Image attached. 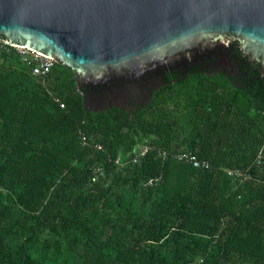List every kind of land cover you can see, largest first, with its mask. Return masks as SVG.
<instances>
[{
    "label": "trees",
    "instance_id": "1",
    "mask_svg": "<svg viewBox=\"0 0 264 264\" xmlns=\"http://www.w3.org/2000/svg\"><path fill=\"white\" fill-rule=\"evenodd\" d=\"M240 65L198 69L127 113L86 108L61 64L38 79L0 52V264H264V184L226 175L254 173L264 138ZM139 144L151 149L134 163ZM186 150L210 169L172 157Z\"/></svg>",
    "mask_w": 264,
    "mask_h": 264
},
{
    "label": "water",
    "instance_id": "2",
    "mask_svg": "<svg viewBox=\"0 0 264 264\" xmlns=\"http://www.w3.org/2000/svg\"><path fill=\"white\" fill-rule=\"evenodd\" d=\"M0 37L70 69L88 109L240 60L264 100V0H0Z\"/></svg>",
    "mask_w": 264,
    "mask_h": 264
},
{
    "label": "built area",
    "instance_id": "3",
    "mask_svg": "<svg viewBox=\"0 0 264 264\" xmlns=\"http://www.w3.org/2000/svg\"><path fill=\"white\" fill-rule=\"evenodd\" d=\"M0 52L4 53H13L17 56L23 66L29 70L30 75L34 78L44 79L50 71L55 66L56 62L53 61L51 58H47L41 54H38L29 48L20 47L16 45H12L9 43L4 42L3 39L0 37ZM58 101L57 99H55ZM60 107L62 108L63 105L61 104ZM80 140L82 146H87V139L86 137L80 133ZM146 142V141H144ZM97 149H101V146H97ZM151 149V146L148 144H139L135 149H133V162H139L140 158L143 157L148 150ZM172 157L179 162L184 164L190 165L192 168L195 169H202V170H209L210 164L207 161L200 160L196 153L192 151H178L172 154ZM120 158L117 157L115 160L116 163H119ZM253 166L255 168L254 173L251 171H239V170H230L226 172V175L231 178L236 183H244L249 181H254L257 183L264 184V138L259 145L254 161Z\"/></svg>",
    "mask_w": 264,
    "mask_h": 264
},
{
    "label": "flooded vegetation",
    "instance_id": "4",
    "mask_svg": "<svg viewBox=\"0 0 264 264\" xmlns=\"http://www.w3.org/2000/svg\"><path fill=\"white\" fill-rule=\"evenodd\" d=\"M227 65H228V63L222 60V61H221L216 67L218 68V67H221V66H227ZM200 69H201V70H204V69H212V68H205V67H204V68H200ZM157 89H158V88H157ZM157 89H156V90H157ZM156 90H155V91H156ZM155 91H153L152 93H154Z\"/></svg>",
    "mask_w": 264,
    "mask_h": 264
}]
</instances>
